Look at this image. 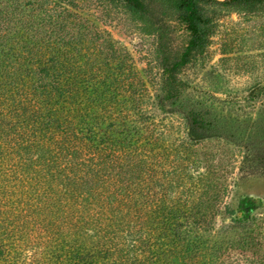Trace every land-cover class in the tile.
<instances>
[{
	"label": "trees",
	"instance_id": "trees-1",
	"mask_svg": "<svg viewBox=\"0 0 264 264\" xmlns=\"http://www.w3.org/2000/svg\"><path fill=\"white\" fill-rule=\"evenodd\" d=\"M57 1L0 0V264H217L207 243L221 209L238 231L232 244L256 247L250 214L233 217L215 192V169L194 179L181 156L168 155L158 177L160 162L142 144L139 111L122 108L116 88L95 87L94 74L74 68L72 53L42 51L34 34ZM98 1L119 4L153 32V9L187 31L178 57L160 65L165 100L180 90L177 73L207 47L212 7L264 12V0ZM61 3L74 8L79 0ZM82 93L101 99L103 122L82 107ZM192 122L203 125L194 115ZM253 165L245 175L258 173Z\"/></svg>",
	"mask_w": 264,
	"mask_h": 264
},
{
	"label": "rangeland",
	"instance_id": "rangeland-1",
	"mask_svg": "<svg viewBox=\"0 0 264 264\" xmlns=\"http://www.w3.org/2000/svg\"><path fill=\"white\" fill-rule=\"evenodd\" d=\"M61 1L50 4L46 26L34 34L42 51L48 56L72 53L77 58L74 68L94 74L95 87L116 88L122 93L121 107L139 111L142 144L160 162L158 177L167 169L165 157L181 156L188 177L192 173L194 179L200 178L207 167L215 169L214 190L233 217L241 214L240 201L249 199L255 205L250 218L259 232L257 246L248 251L232 244L238 231L221 209L207 249L217 251V264H264V12L212 7L207 47L177 73L180 90L165 100L159 91L160 65L165 57L175 60L186 43L188 34L180 23L153 9L149 23L158 28L153 32L119 4L79 0L72 8ZM59 24L62 29L55 31ZM68 40L76 45L73 49L64 43ZM79 101L96 123L104 119L100 98L91 102L82 93ZM193 115L202 126L192 122ZM254 163L258 173L245 175L247 165ZM160 197L158 192L156 199Z\"/></svg>",
	"mask_w": 264,
	"mask_h": 264
},
{
	"label": "flooded vegetation",
	"instance_id": "flooded-vegetation-1",
	"mask_svg": "<svg viewBox=\"0 0 264 264\" xmlns=\"http://www.w3.org/2000/svg\"><path fill=\"white\" fill-rule=\"evenodd\" d=\"M243 200L249 201L250 205L249 206L243 205ZM243 200L240 201V206H239L240 212H244V213L248 212L250 214V212L253 210L255 205L249 199H243Z\"/></svg>",
	"mask_w": 264,
	"mask_h": 264
}]
</instances>
